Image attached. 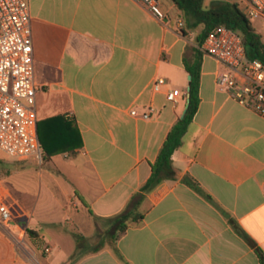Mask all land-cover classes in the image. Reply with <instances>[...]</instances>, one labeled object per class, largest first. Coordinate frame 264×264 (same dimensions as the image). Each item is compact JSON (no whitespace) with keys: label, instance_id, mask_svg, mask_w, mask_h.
Instances as JSON below:
<instances>
[{"label":"crops","instance_id":"obj_1","mask_svg":"<svg viewBox=\"0 0 264 264\" xmlns=\"http://www.w3.org/2000/svg\"><path fill=\"white\" fill-rule=\"evenodd\" d=\"M28 1L38 134L54 155L44 159L42 146L41 161L20 160L39 164L38 196L24 203L27 222L6 180L31 172L0 181V204L12 214L0 226V264H261L264 118L218 90L221 66L212 57H204L199 107L172 156L176 177L142 192L189 97L185 57L197 32L183 34V13L172 0H158L167 24L138 0ZM216 1L205 0V8ZM159 78L167 83L156 91ZM150 107L158 113L151 120L130 114ZM45 192L52 199L65 194L74 206L45 204ZM134 199L143 219L115 246L72 262L74 234L92 244L103 229L99 218ZM74 221L78 231L67 226ZM40 243L50 249L43 260Z\"/></svg>","mask_w":264,"mask_h":264},{"label":"built area","instance_id":"obj_2","mask_svg":"<svg viewBox=\"0 0 264 264\" xmlns=\"http://www.w3.org/2000/svg\"><path fill=\"white\" fill-rule=\"evenodd\" d=\"M156 20L167 24L168 14L158 0H138ZM249 18L264 21V0H230ZM31 7L28 0H0V153L15 160H42L38 134ZM184 26V21H181ZM202 50L221 66L216 86L229 98L264 118V63L246 56L242 37L222 27L206 38ZM166 80L159 78L154 89L160 91ZM174 100V92L168 94ZM136 118L158 116L153 107L143 112L130 110ZM12 221L11 211L0 204V226ZM45 251L50 252L49 248Z\"/></svg>","mask_w":264,"mask_h":264},{"label":"trees","instance_id":"obj_3","mask_svg":"<svg viewBox=\"0 0 264 264\" xmlns=\"http://www.w3.org/2000/svg\"><path fill=\"white\" fill-rule=\"evenodd\" d=\"M204 1L172 0L183 13V34L188 36L190 32H197L196 46H193L190 54H186L185 57L186 71L192 77L189 90L190 103L185 117L178 120L172 127L156 162L152 164V175L143 186L142 192H149L163 181L176 177L172 156L181 147L183 137L199 107L202 65L206 56L202 46L209 34L222 27L236 32L242 37L246 56L249 59H257L264 63V36L254 28L251 18L247 17L236 3L218 0L207 9L204 6ZM42 146L44 147V159L47 154L54 155L53 152H47L46 145L43 142ZM75 146L71 145L70 149H74ZM192 186L195 187V185ZM78 196L80 197V195ZM80 199L84 202L81 197ZM90 213L93 215L91 210ZM99 219L103 222V229L98 233V242L95 245L91 244L85 236L79 233L74 234L77 248L72 256V262L81 258L86 252L96 253L100 251L107 243L115 246L132 225L138 224L143 219V215L138 211V202H135L134 199L123 212L113 217ZM242 234L247 237L246 234ZM258 253L261 264H264V252L258 249Z\"/></svg>","mask_w":264,"mask_h":264},{"label":"rangeland","instance_id":"obj_4","mask_svg":"<svg viewBox=\"0 0 264 264\" xmlns=\"http://www.w3.org/2000/svg\"><path fill=\"white\" fill-rule=\"evenodd\" d=\"M252 24L254 28L264 36V21L260 18H252L251 19ZM39 164L36 162L35 167H38ZM35 167L33 166H27L25 161H20V160H14L10 159L7 155L0 153V181L2 177H5L9 174H16V173H29L31 172L30 175L21 176V175H15L10 179H7L6 181L9 183V185L13 189V194L14 199L13 205L16 206V208H20L21 211L24 213L22 217L23 222H27L30 217V212L28 210V206H25V202L33 201L37 198L38 196V191H39V176L38 173L33 172ZM33 172V173H32ZM43 190V189H42ZM45 198L43 199V203L47 204L50 203L51 200H54L51 198V196L48 195V192L44 193ZM56 202L62 203L63 204V210H68L69 206H74L73 200H69L65 194L61 196V194H57V198L55 199ZM54 216L59 217L61 214L62 209L58 208V210H54ZM102 225V224H101ZM101 225H98L99 227ZM72 227V231H78L79 229H76L74 227H80L78 224L74 221V223H71V225H67ZM31 237L33 236L30 234ZM70 243L72 246H75V240L71 237ZM93 239L92 244L95 245L98 242V236L92 237ZM46 245L43 243H40L38 246V250L41 252V260L44 259V256L47 255L48 253L45 251Z\"/></svg>","mask_w":264,"mask_h":264},{"label":"water","instance_id":"obj_5","mask_svg":"<svg viewBox=\"0 0 264 264\" xmlns=\"http://www.w3.org/2000/svg\"><path fill=\"white\" fill-rule=\"evenodd\" d=\"M191 76L189 75V80H191ZM189 90H190V88H189ZM189 103H190V97H188V102H187V106H186V110H185V112H184V114H183V116H182V119L185 117V115H186V112H187V109H188V107H189Z\"/></svg>","mask_w":264,"mask_h":264}]
</instances>
